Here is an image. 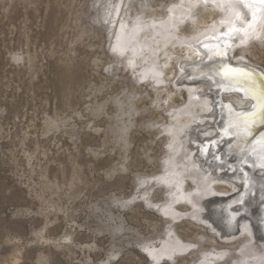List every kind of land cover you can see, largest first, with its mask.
<instances>
[{"label": "rangeland", "instance_id": "rangeland-1", "mask_svg": "<svg viewBox=\"0 0 264 264\" xmlns=\"http://www.w3.org/2000/svg\"><path fill=\"white\" fill-rule=\"evenodd\" d=\"M207 3L0 0V264H264L252 221L214 216L235 178L207 164L210 88L178 60L231 34L224 59L264 70V41Z\"/></svg>", "mask_w": 264, "mask_h": 264}, {"label": "bare ground", "instance_id": "bare-ground-1", "mask_svg": "<svg viewBox=\"0 0 264 264\" xmlns=\"http://www.w3.org/2000/svg\"><path fill=\"white\" fill-rule=\"evenodd\" d=\"M209 1L211 3H207V5H204V7L209 11L208 13H210L211 16L215 13H217V15H221L225 11H230L228 10L229 7H233L236 12H239V29H235V34L251 36V31L253 29L256 31V34H258L261 30L262 34L260 33L257 35V37L259 38L260 42L264 41V0ZM201 22L202 25H209L212 27V29L217 27V19L215 21H209L207 20L206 15L202 17ZM181 29V34H184L186 28L183 27ZM230 35L227 38L221 36L222 38L217 37V39H215L213 36L212 38H214V40L210 37L206 40L202 39L203 44L208 46L204 45L198 47V54H200L202 57H200L201 59L198 61H193V59L188 61V59L193 57L195 58V53L190 58L178 59L177 57V59L180 62L181 68L183 67L182 65L184 63L186 65L190 63L192 66V71H195L194 74H203L204 76L206 75L205 78L200 81L201 85L199 86H201L205 91L210 88V92L204 93L205 97L201 96V98L210 99V102L207 105L209 110L207 111V114H204L206 117H209V119L204 122L201 120V122H197L195 126L207 123L208 125L210 124V127L206 129V133L202 134V136L204 135V139L207 140V143L205 144L208 146V155L206 156L208 157L207 161H209L207 162L208 166L215 168L218 165L220 170L222 168L225 169L220 174L228 178H235L234 184L224 181V185L230 184V186H235L237 189L235 188L234 192L226 194V196L224 195V197L227 198H221L220 200H222V202H220V204L217 203L216 205L220 207L219 210H222L223 208L226 209L224 215H226L227 224L232 223V221L237 216H240L239 220L235 219V221H233V223L235 222L236 225L241 222L240 219L252 221L253 227L252 225H248V227L246 225L244 228H246L248 232L252 231L251 236H253L255 240L253 242V246L258 247V243L262 242V240L256 237V230L258 229L255 226L254 220L257 219V215L259 213H261L262 217L260 219L261 223L259 225L257 224L258 227L260 226L258 232L263 233L264 235V70L259 66V62H248L247 60L249 59H243L233 52H231V54H234V63L227 62L224 59V55L229 56V51L232 47L230 40L231 38L233 39V37H230ZM216 42H218L217 46H221V49L224 52L220 53L218 50H216ZM250 44H244L241 49L247 51L252 56L260 57L258 54L260 51L258 52V50H251L249 47ZM181 49L182 48L177 49L176 54H186L188 56V54L191 53V51L188 49H182V51ZM227 69H236L237 71L227 72L226 74ZM163 70L167 78L175 76V69L172 59H169L167 64H165L163 67ZM219 70L222 71H220V78L222 77V81H224L222 85H219L220 83L216 81V72H219ZM242 73H247L248 75H243ZM201 109H205V107H201ZM219 118L223 119V123H221ZM179 122L182 125H186L189 120L178 119L177 125ZM188 127L190 129V126ZM189 129H187V131ZM252 136H255V145L251 148L250 138ZM198 149L199 147H197V150ZM251 149L253 152L248 157L247 155L250 153L249 151ZM242 157H244L243 160ZM229 196L230 198H228ZM236 210H239V212ZM241 210L243 212L245 211L244 213L246 214L241 216ZM253 212L255 213V216H252ZM247 214H251V217ZM239 232H242L241 229ZM244 232L241 237L245 235ZM250 232L248 234H250ZM230 234L233 233H229L228 235ZM248 234L245 236L247 237Z\"/></svg>", "mask_w": 264, "mask_h": 264}, {"label": "water", "instance_id": "water-1", "mask_svg": "<svg viewBox=\"0 0 264 264\" xmlns=\"http://www.w3.org/2000/svg\"><path fill=\"white\" fill-rule=\"evenodd\" d=\"M221 70H219V72H216V81L218 82V83H220L219 85H222V83H224V81H222V77L220 78V75H221V72H220ZM193 72H195V71H193ZM221 87V86H220ZM230 128H231V126H230ZM251 142H250V144H251V148L255 145V136H252L251 138ZM250 153H248V157L251 155V153L253 152L252 151V149L249 151ZM243 158L244 157H242V160H243ZM245 159H246V157H245ZM244 159V160H245ZM220 202H222V200H220L219 202H218V204H220ZM259 207H261V206H259ZM216 208V211H215V218H216V220L218 221V224L222 227V230L224 231V233H228L229 232V230H227L226 228H227V226H226V221H227V219H226V215H224V213L226 212V209H222V210H217V209H219L220 207L219 206H217V207H215ZM213 209H214V207H213ZM259 210H260V208H259ZM248 215V214H247ZM249 216V215H248ZM258 217H257V219L256 220H254V222H255V226H256V228L259 230L260 228V226L258 227V225L261 223L260 222V219H261V213H259L258 215H257ZM258 224V225H257ZM232 232V231H231Z\"/></svg>", "mask_w": 264, "mask_h": 264}, {"label": "snow or ice", "instance_id": "snow-or-ice-1", "mask_svg": "<svg viewBox=\"0 0 264 264\" xmlns=\"http://www.w3.org/2000/svg\"><path fill=\"white\" fill-rule=\"evenodd\" d=\"M237 70L236 69H227L226 70V74L227 72H236ZM243 75H248L247 73H242Z\"/></svg>", "mask_w": 264, "mask_h": 264}]
</instances>
